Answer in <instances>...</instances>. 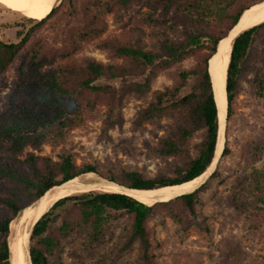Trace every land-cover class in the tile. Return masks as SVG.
Returning <instances> with one entry per match:
<instances>
[{"label":"trees","instance_id":"1","mask_svg":"<svg viewBox=\"0 0 264 264\" xmlns=\"http://www.w3.org/2000/svg\"><path fill=\"white\" fill-rule=\"evenodd\" d=\"M138 4L148 11L147 20L158 38L156 51L146 50L129 29L120 38L100 40L107 15ZM263 4L264 0H89L83 6V24L69 30L62 49L48 52L39 44L30 46V66L19 71L21 107L14 113L10 100L8 110L0 116V141L6 142L0 144V264H11L16 247L17 236L9 242L12 221L19 215L20 220L46 192L76 177L93 173L127 189L152 191L179 186L202 175L213 163L219 144L209 62L242 14ZM54 13L55 9L36 21L37 26ZM177 28L183 33L174 41L169 33ZM31 36V32L19 31L16 42L0 40V77L16 62ZM93 42L119 63L73 59L83 43ZM190 59L194 65L180 70L172 86L157 91L133 123L139 128L158 119H172L156 150L161 157L175 159L172 175L147 177L139 171L121 170L103 176L93 164L77 165L70 154L59 155L57 161L34 154L19 159L25 148L63 143L97 107L105 109L101 137L108 139V132L123 123L127 98L147 95L160 72ZM46 65L51 66L43 69ZM251 75L253 94L264 99V22L230 43L225 71L227 120L233 116L242 82ZM228 154L225 145L222 155ZM263 158L264 136L253 134L243 148V167L251 172L233 180L227 205L244 218L249 229L264 237V171L254 167ZM216 176L217 172L211 178ZM206 190L204 183L192 193L153 205L113 191L62 192L31 230L30 263L50 264V258L61 252L62 242L74 237L78 249L72 248L70 255L77 264H114L133 254V264H157L150 223L162 225L168 219L183 232H210L207 217L199 212L201 194ZM99 248L103 249L100 254ZM78 250L100 257L84 263Z\"/></svg>","mask_w":264,"mask_h":264},{"label":"rangeland","instance_id":"2","mask_svg":"<svg viewBox=\"0 0 264 264\" xmlns=\"http://www.w3.org/2000/svg\"><path fill=\"white\" fill-rule=\"evenodd\" d=\"M88 1L63 0L60 3L57 1L32 8L13 6L0 1V40L16 42L17 32L32 33L25 50L0 77V116L8 110L10 100L14 102V113L21 107L19 100L22 96L19 91L17 92V86L20 84V69L27 70L30 66L28 48L39 44L48 52L62 49L69 30L83 24V6ZM51 8L52 10L55 8L54 15L43 25L37 26L36 21L47 18ZM147 13V9L138 4L117 14L107 15L106 30L100 40L120 38L123 32L129 29L142 41L146 50L156 51L158 38L147 20ZM27 19L33 21L27 22ZM182 33V29L177 28L170 32L169 36L172 40L179 41ZM85 58H92L104 64L119 63L118 60L111 59L106 52L98 50L96 42L83 43L73 55V59L78 62ZM193 65L194 60L190 59L162 71L152 82L147 95L127 98L122 109L123 123L108 132V139L101 137L105 109L97 107L94 114L87 118L81 127L66 135L63 143L43 144L37 149L25 148L19 159L23 160L34 154L48 156L57 161L59 155L70 154L77 165L93 164L103 176L117 174L121 170L139 171L147 177H153L158 173L172 175L175 159L161 157L156 152L158 140L172 126V119H158L139 128L133 123L137 112L153 100L157 91L172 86L177 73ZM50 66L46 65L43 69ZM251 78L252 75L242 82V91L234 103L233 116L226 120L221 155L205 182L207 190L201 194L202 206L199 212L207 217L210 232L202 233L194 229L183 232L168 219L162 225L156 221L151 222L157 264H264L263 234L249 229L244 218L227 205L233 180L251 172L245 171L243 167V148L247 139L253 134L264 136V99H258L253 94L249 82ZM0 144L5 145L6 142L0 141ZM225 145L229 148L227 156L222 155ZM254 167L264 171V158ZM215 172L217 176L211 178ZM95 177L106 181L99 175ZM82 178L84 180V177ZM19 217L20 215L10 224L9 242L21 233V229L17 227ZM72 248L78 249V239L74 237L62 242L61 252L50 258V264H77L78 262L70 255ZM97 251L100 254L103 249L99 248ZM78 253L83 256L84 263H92L100 257L98 254L90 255L82 250H78ZM134 258V254L126 255L116 260L114 264H133ZM12 261L13 264H17L16 254Z\"/></svg>","mask_w":264,"mask_h":264},{"label":"bare ground","instance_id":"3","mask_svg":"<svg viewBox=\"0 0 264 264\" xmlns=\"http://www.w3.org/2000/svg\"><path fill=\"white\" fill-rule=\"evenodd\" d=\"M7 4H12L13 6L22 7H39L43 5H48L59 0H0ZM58 3V2H57ZM261 6V7H260ZM254 9L246 11L237 25L232 29L229 38L224 39L220 42L219 52L215 54L209 62V73L211 76L215 102L217 105V114L219 122V144L213 163L207 168V170L197 177L196 179L184 183L179 186L157 189L152 191H141V190H131L121 186H118L111 182L102 181L96 178L95 174L88 173L79 177H76L59 187H54L45 193L37 202L24 212L19 220L18 229H21V233L17 234L16 247L11 254V264H13V256L16 254L18 258L17 264H29L27 256V239L28 232L31 226L40 217L45 214L44 212L49 208L50 203L53 201L56 195L65 191H74L76 189H95L98 191L108 192L113 191L117 193H123L128 195L137 201L145 205H153L158 202H167L175 199L179 196L189 194L194 192L208 179L211 170L215 166L217 158L221 155L224 141V130L226 125V112H227V102H226V92H225V71L227 63V55L230 49V43L234 36L241 31H245L252 27H255L264 22V4L260 5ZM52 8L49 12H51ZM84 177V180L83 178ZM103 179V178H102ZM77 191V190H76ZM23 228V229H22ZM10 247V246H9Z\"/></svg>","mask_w":264,"mask_h":264},{"label":"water","instance_id":"4","mask_svg":"<svg viewBox=\"0 0 264 264\" xmlns=\"http://www.w3.org/2000/svg\"><path fill=\"white\" fill-rule=\"evenodd\" d=\"M61 1H63V0H59L58 1V3H60ZM55 9V8H54ZM53 9V10H54ZM52 10V11H53ZM243 15V14H242ZM239 22V21H238ZM232 31V30H231ZM231 31L229 32V34H228V36L225 38V39H227V38H229V36H230V34H231ZM243 31H241V32H239L238 34H236L235 36H234V38H233V40L239 35V34H241ZM233 40H232V42H233ZM219 46H220V43H219ZM219 46H218V49H217V53L219 52ZM216 53V54H217ZM215 153H216V151H215ZM214 160V159H213ZM107 182V181H106ZM39 220V219H38ZM37 220V221H38ZM36 221V222H37ZM36 222L31 226V228L29 229V232H28V239H27V256H28V260H29V263H30V257H29V239H30V233H31V230H32V228H33V226L36 224ZM31 264V263H30Z\"/></svg>","mask_w":264,"mask_h":264}]
</instances>
